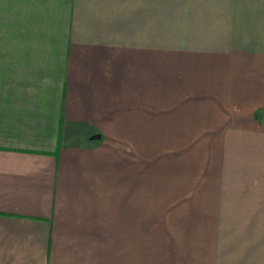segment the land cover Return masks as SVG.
Listing matches in <instances>:
<instances>
[{
    "label": "crops",
    "instance_id": "0c3cea01",
    "mask_svg": "<svg viewBox=\"0 0 264 264\" xmlns=\"http://www.w3.org/2000/svg\"><path fill=\"white\" fill-rule=\"evenodd\" d=\"M0 264H264V0H0Z\"/></svg>",
    "mask_w": 264,
    "mask_h": 264
},
{
    "label": "water",
    "instance_id": "95a60500",
    "mask_svg": "<svg viewBox=\"0 0 264 264\" xmlns=\"http://www.w3.org/2000/svg\"><path fill=\"white\" fill-rule=\"evenodd\" d=\"M100 137L98 136V137H94L93 139H99Z\"/></svg>",
    "mask_w": 264,
    "mask_h": 264
}]
</instances>
